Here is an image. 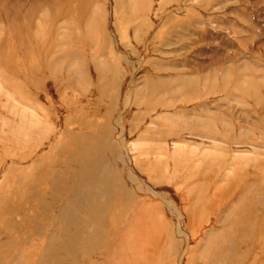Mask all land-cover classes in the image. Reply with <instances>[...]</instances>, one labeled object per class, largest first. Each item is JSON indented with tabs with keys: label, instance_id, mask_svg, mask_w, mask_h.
Segmentation results:
<instances>
[{
	"label": "rangeland",
	"instance_id": "rangeland-1",
	"mask_svg": "<svg viewBox=\"0 0 264 264\" xmlns=\"http://www.w3.org/2000/svg\"><path fill=\"white\" fill-rule=\"evenodd\" d=\"M72 151L128 208L114 264H264V0H0V244Z\"/></svg>",
	"mask_w": 264,
	"mask_h": 264
},
{
	"label": "bare ground",
	"instance_id": "bare-ground-1",
	"mask_svg": "<svg viewBox=\"0 0 264 264\" xmlns=\"http://www.w3.org/2000/svg\"><path fill=\"white\" fill-rule=\"evenodd\" d=\"M157 88L154 87L152 90L157 92ZM83 142L84 140L78 146L86 151V144ZM75 155L76 152L72 151L67 161L54 164L49 172L45 171V174L38 176L36 183L30 187L31 191L26 192V183L20 185L21 190L26 192V202L28 200L32 202L33 199L40 201L28 205L21 203L22 208L16 212V219L11 220L12 223L8 228V231H12L17 227L19 228L18 233L12 236L14 240L8 241L7 239L0 244V264H14L15 262L17 264L24 262L28 264H50V262L51 264H81L82 261L84 264H114L115 254L124 258L123 253L128 252L125 241L133 230L129 222L128 208L119 204L106 206L96 204L92 194L96 193L98 187L93 188L92 185H88L91 177L90 168L82 167V172H79L80 169L75 170L76 167L81 168L82 166L81 160L75 159ZM82 179L88 185L85 197L76 195L78 181L82 182ZM81 182L79 186L83 183ZM91 187L95 193L91 191ZM105 189L102 193L107 198H121L122 196V193L115 189L107 190V187ZM77 201L82 204L79 203L82 206L81 210L85 212L83 217L73 215L77 208H74ZM57 203L60 209L54 208ZM29 207L31 212L35 213L31 221L34 224L32 230H26L30 221L22 217L23 212ZM41 218H45V222L50 226L52 232L50 238L43 236L45 239L42 241L41 248L36 247L34 253H21L19 248L29 243V235L38 236V233L43 232L42 227L38 226ZM122 262L124 261H120L119 264Z\"/></svg>",
	"mask_w": 264,
	"mask_h": 264
}]
</instances>
